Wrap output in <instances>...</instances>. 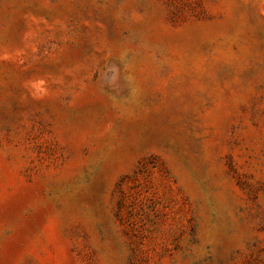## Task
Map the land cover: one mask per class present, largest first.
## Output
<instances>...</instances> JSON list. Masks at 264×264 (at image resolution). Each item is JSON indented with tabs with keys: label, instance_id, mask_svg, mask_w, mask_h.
Wrapping results in <instances>:
<instances>
[{
	"label": "rangeland",
	"instance_id": "obj_1",
	"mask_svg": "<svg viewBox=\"0 0 264 264\" xmlns=\"http://www.w3.org/2000/svg\"><path fill=\"white\" fill-rule=\"evenodd\" d=\"M0 264H264V0H0Z\"/></svg>",
	"mask_w": 264,
	"mask_h": 264
}]
</instances>
